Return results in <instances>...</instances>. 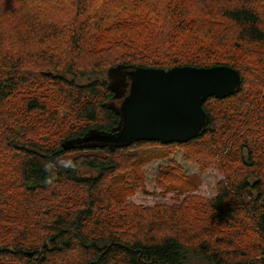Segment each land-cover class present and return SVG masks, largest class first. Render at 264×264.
<instances>
[{
    "label": "trees",
    "instance_id": "trees-1",
    "mask_svg": "<svg viewBox=\"0 0 264 264\" xmlns=\"http://www.w3.org/2000/svg\"><path fill=\"white\" fill-rule=\"evenodd\" d=\"M184 66H226L240 76L237 93L204 102L202 135L185 144L136 142L113 150L79 143L116 132L124 97L116 98L114 73L127 85L133 70ZM36 125L59 138L55 146L18 136ZM144 145L185 148V159L197 165L220 153L214 163L224 180L215 197L163 205L150 220L124 214L122 199L106 189L112 181L141 186L138 163L126 159L119 169L117 159ZM76 152L83 153L65 159ZM238 162L256 174L239 165L233 171ZM3 166L18 176L8 192L3 185L10 193L2 201L8 208H0L5 264H49L75 252L81 255L66 264H264V0H0ZM181 173L178 165L164 169L157 183L181 195ZM62 184L66 191L82 187L83 198L64 193ZM28 198L42 213L22 210ZM238 216L257 233L252 258L231 239ZM224 225L227 237L219 234Z\"/></svg>",
    "mask_w": 264,
    "mask_h": 264
},
{
    "label": "water",
    "instance_id": "water-1",
    "mask_svg": "<svg viewBox=\"0 0 264 264\" xmlns=\"http://www.w3.org/2000/svg\"><path fill=\"white\" fill-rule=\"evenodd\" d=\"M128 76L127 85L115 73L110 77L116 98L124 97L116 132L94 133L79 143L85 147L109 146L111 150L136 142L185 144L205 131L208 117L204 102L227 98L241 86L238 72L226 66L136 69Z\"/></svg>",
    "mask_w": 264,
    "mask_h": 264
},
{
    "label": "rangeland",
    "instance_id": "rangeland-1",
    "mask_svg": "<svg viewBox=\"0 0 264 264\" xmlns=\"http://www.w3.org/2000/svg\"><path fill=\"white\" fill-rule=\"evenodd\" d=\"M250 81L249 79H247ZM68 104H72L71 101H67ZM218 109L223 110L225 109L224 106H218ZM226 110V109H225ZM225 112V111H224ZM223 112V113H224ZM62 115V113H60ZM53 114L50 113L47 119H52ZM32 119V118H30ZM41 122V120H40ZM227 122H223V125ZM27 128V127H26ZM24 131H19L18 136L28 139L34 140L36 143L40 145H44V147H53L56 145V142L59 138H54L50 135L44 133L43 130L39 129V126L36 125L29 131L28 128ZM126 152L123 153V157H119L118 161V168L123 169L125 168V164L129 165V161L126 159H131L130 162L132 164L138 163V169L143 175V181L141 182V186H132L128 188L127 186H115L113 181L111 182L110 186L106 189V192H113L117 194L122 199V206H123V213L127 215L134 216V218H141L143 220H150V218L154 217L153 213L157 210L162 211V206L166 205L167 208L176 209L180 205V203L184 202L183 204H187L186 200H193L191 196H199L201 199H212L216 195L215 187L222 183L223 176L219 172L214 162H217L216 159H219L220 153L214 152L210 156L207 157V161L203 164H196L193 160H187L184 157V153H186L185 148H178V147H170L167 150H159L153 145H144L133 147ZM78 153L83 152H76L72 154L76 155H69L65 159L70 158H77ZM162 153V154H161ZM10 155L15 158V160L20 159L19 153H15L14 151L10 152ZM135 157V158H132ZM140 162H136V161ZM16 165V164H15ZM14 165V166H15ZM175 165H178L181 169V174L185 177L182 182L184 186V193L179 195L176 192L169 191L167 189H163L158 183L157 178L159 173H161L164 169L173 168ZM240 172L244 169L248 175H255L257 169L256 168H249L246 170L243 163L238 162V164L234 163L232 165V170L234 171V167H238ZM121 171V170H120ZM13 173L12 167H5L0 169V208L6 210L8 206L4 204L2 201H5L10 193H7L8 190L12 187H8L10 184L15 183V180H18V176L16 177ZM83 174L85 176L94 175L85 169H81L79 174ZM122 173V171H121ZM7 174H11V177ZM243 174V173H242ZM131 183V181H129ZM8 187L7 192L4 193V186ZM195 185V189H192L191 186ZM68 190L66 191L65 185H60L61 190L65 193L67 192L71 196L77 197V201L79 202L84 195V190L80 186H67ZM72 188V189H70ZM191 188V190H190ZM190 190V191H189ZM71 191V192H69ZM179 195V196H177ZM66 197V196H64ZM186 199V200H185ZM22 200V198H21ZM38 205L36 199H29L27 204L22 208L26 209L31 206L30 211L32 213H42V210H35V206ZM26 212L20 211V213ZM100 212L104 213V209L100 208ZM32 216L35 218V221L38 220V217ZM160 219H166L167 214H160ZM137 218V219H138ZM243 217L238 216L235 221L237 228L231 237L235 242H237L238 246L242 247L243 251L246 253L248 257H254V249L257 247L258 244V236L257 233L254 231L253 226H249L245 221L242 220ZM241 223H245L246 227L241 226ZM89 226V225H88ZM239 227L243 228L244 230H240ZM211 229V228H210ZM238 233L239 236H235V233ZM220 235H224L227 237V230L225 225L219 231ZM81 255V252L75 253H65L63 256L55 255L50 257L49 264H66L68 261L76 260L77 257ZM10 263V262H7ZM0 264H5L0 262ZM12 264V263H10ZM21 264V263H17Z\"/></svg>",
    "mask_w": 264,
    "mask_h": 264
}]
</instances>
